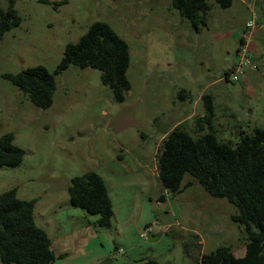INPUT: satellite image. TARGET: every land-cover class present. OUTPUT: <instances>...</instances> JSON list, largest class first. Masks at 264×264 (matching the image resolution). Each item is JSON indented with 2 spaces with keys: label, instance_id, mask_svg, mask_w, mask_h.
Here are the masks:
<instances>
[{
  "label": "rangeland",
  "instance_id": "1",
  "mask_svg": "<svg viewBox=\"0 0 264 264\" xmlns=\"http://www.w3.org/2000/svg\"><path fill=\"white\" fill-rule=\"evenodd\" d=\"M47 1L16 0L21 25L0 43V136L13 133L25 151L22 165L0 168V195L17 189L19 199L37 200L36 223L53 242L54 264H199L220 247L243 257L246 235L231 218L236 208L210 196L190 174L183 187L192 185L182 193L167 191L157 158L177 125L185 123L198 136L195 121L204 114L207 94L214 99L220 140L238 142L241 130L264 128V0H233L228 9L214 3L199 31L171 0ZM0 6L7 9L8 0ZM252 19L256 28L247 50L258 69L228 81ZM96 22L110 25L129 45L125 102L115 100L92 68L71 66L56 75L47 110L3 78L37 66L54 73L67 45ZM183 90L191 100L180 95ZM123 120L127 125L117 131ZM87 172L108 187L110 229L70 203L71 180Z\"/></svg>",
  "mask_w": 264,
  "mask_h": 264
},
{
  "label": "trees",
  "instance_id": "2",
  "mask_svg": "<svg viewBox=\"0 0 264 264\" xmlns=\"http://www.w3.org/2000/svg\"><path fill=\"white\" fill-rule=\"evenodd\" d=\"M8 2L7 9L0 6V43L22 22L15 9L16 0ZM171 2L173 8L199 31V22L207 25L214 3L228 9L233 0ZM130 60V48L126 41L110 25L96 22L78 43L67 45L54 73L44 66H37L16 75L5 74L3 78L18 87L36 107L47 110L52 106L56 93V75L71 66L92 68L102 73L103 83L111 88L115 100L123 103L131 90L127 76ZM228 75L229 72L226 77ZM180 95H186L191 100L186 90ZM202 100L204 114L195 121L198 136H192L186 124L181 123L163 139L157 158L159 178L167 191L179 194L192 185L189 182L183 187L185 176L190 174L210 196L226 199L236 208L231 218L244 229L245 255L238 258L232 247H220L202 255L199 264H264V128L241 130L238 142L220 140L215 127L213 96L204 95ZM24 158L25 151L16 145L13 133L0 136V168L19 167ZM67 190L73 207L99 217V227L111 228L113 204L100 175L87 172L74 177ZM36 204L37 200L19 199L17 189L0 195L2 264H54L56 261L52 240L36 223ZM142 264L160 263L147 259Z\"/></svg>",
  "mask_w": 264,
  "mask_h": 264
},
{
  "label": "built area",
  "instance_id": "3",
  "mask_svg": "<svg viewBox=\"0 0 264 264\" xmlns=\"http://www.w3.org/2000/svg\"><path fill=\"white\" fill-rule=\"evenodd\" d=\"M256 1V0H251ZM256 28V22L255 20H250L245 27L244 30V36L241 40L239 49L237 50V62L235 63L232 70L229 72V75L226 77V80L232 81V82H238L240 81L247 72L248 68H251L253 70H257L258 66L252 61V59L248 55V48L247 45L250 41V38L252 36V33L254 29ZM142 237H146L145 234L141 235ZM122 251H118V254H121Z\"/></svg>",
  "mask_w": 264,
  "mask_h": 264
},
{
  "label": "crops",
  "instance_id": "4",
  "mask_svg": "<svg viewBox=\"0 0 264 264\" xmlns=\"http://www.w3.org/2000/svg\"><path fill=\"white\" fill-rule=\"evenodd\" d=\"M247 23H248V22H247ZM245 26H246V24H245ZM253 33H254V31H253ZM241 40H242V38H241ZM241 40H240V41H241ZM250 42H251V40H250ZM250 42H249L248 45H247V48L249 47V52H250V45H249ZM252 42H253V41H252ZM252 42H251V43H252ZM249 52H248V53H249ZM250 57H252V56H250ZM251 59H253V60L255 61V59H254L253 57H252ZM253 60H252V61H253ZM254 61H253V62H254ZM185 110H186V109H184V111H185ZM187 110H188V109H187ZM190 111H191V110H190ZM185 112H186V111H185ZM191 117H192V115H191ZM191 117H188L187 119L189 120ZM184 121H186V119H184Z\"/></svg>",
  "mask_w": 264,
  "mask_h": 264
},
{
  "label": "water",
  "instance_id": "5",
  "mask_svg": "<svg viewBox=\"0 0 264 264\" xmlns=\"http://www.w3.org/2000/svg\"><path fill=\"white\" fill-rule=\"evenodd\" d=\"M127 125L126 120H123V122L116 127V130L119 131L121 128L125 127Z\"/></svg>",
  "mask_w": 264,
  "mask_h": 264
}]
</instances>
